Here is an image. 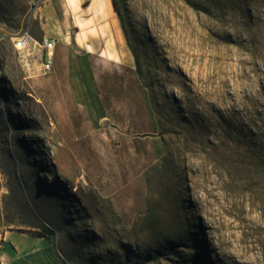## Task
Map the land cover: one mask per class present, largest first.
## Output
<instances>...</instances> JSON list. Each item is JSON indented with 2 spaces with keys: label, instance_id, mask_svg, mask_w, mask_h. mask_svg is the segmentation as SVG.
Segmentation results:
<instances>
[{
  "label": "rangeland",
  "instance_id": "obj_1",
  "mask_svg": "<svg viewBox=\"0 0 264 264\" xmlns=\"http://www.w3.org/2000/svg\"><path fill=\"white\" fill-rule=\"evenodd\" d=\"M116 1L0 0V264H264V0Z\"/></svg>",
  "mask_w": 264,
  "mask_h": 264
},
{
  "label": "built area",
  "instance_id": "obj_2",
  "mask_svg": "<svg viewBox=\"0 0 264 264\" xmlns=\"http://www.w3.org/2000/svg\"><path fill=\"white\" fill-rule=\"evenodd\" d=\"M14 48L24 57H35L39 61L37 72L39 75L46 76L54 72L55 50L57 40L50 36L36 38L29 29L23 31L14 38ZM3 223L0 221V250L6 242L7 231L4 230Z\"/></svg>",
  "mask_w": 264,
  "mask_h": 264
},
{
  "label": "trees",
  "instance_id": "obj_3",
  "mask_svg": "<svg viewBox=\"0 0 264 264\" xmlns=\"http://www.w3.org/2000/svg\"><path fill=\"white\" fill-rule=\"evenodd\" d=\"M114 1V7L117 11H119V6H118V3L116 0H113Z\"/></svg>",
  "mask_w": 264,
  "mask_h": 264
},
{
  "label": "bare ground",
  "instance_id": "obj_4",
  "mask_svg": "<svg viewBox=\"0 0 264 264\" xmlns=\"http://www.w3.org/2000/svg\"><path fill=\"white\" fill-rule=\"evenodd\" d=\"M111 1V4L114 6V1L113 0H110Z\"/></svg>",
  "mask_w": 264,
  "mask_h": 264
},
{
  "label": "crops",
  "instance_id": "obj_5",
  "mask_svg": "<svg viewBox=\"0 0 264 264\" xmlns=\"http://www.w3.org/2000/svg\"><path fill=\"white\" fill-rule=\"evenodd\" d=\"M95 0H93V2H94ZM8 232V231H7Z\"/></svg>",
  "mask_w": 264,
  "mask_h": 264
}]
</instances>
